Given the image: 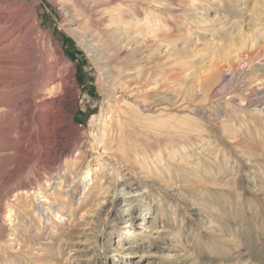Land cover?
<instances>
[{
	"label": "rangeland",
	"instance_id": "1",
	"mask_svg": "<svg viewBox=\"0 0 264 264\" xmlns=\"http://www.w3.org/2000/svg\"><path fill=\"white\" fill-rule=\"evenodd\" d=\"M164 7L177 30L161 25ZM263 10L264 0H0V264H264V49L191 97L169 78L207 60L188 62L194 44L228 48ZM136 23L174 33L173 44Z\"/></svg>",
	"mask_w": 264,
	"mask_h": 264
},
{
	"label": "bare ground",
	"instance_id": "2",
	"mask_svg": "<svg viewBox=\"0 0 264 264\" xmlns=\"http://www.w3.org/2000/svg\"><path fill=\"white\" fill-rule=\"evenodd\" d=\"M178 1V0H175ZM182 2H185L186 0H179ZM172 3V2H171ZM255 7V6H254ZM256 8V7H255ZM258 9V8H257ZM256 10V9H254ZM262 10V9H261ZM261 12V13H260ZM258 13V15H256V20H257V28L254 29L255 31H251V32H243L242 29L239 30L238 32L240 33L239 37L237 38V40H235L236 42L230 41L229 45L230 47L227 48L226 44L223 45L222 47H215L212 44H205L204 45H199V44H194L189 52H188V62H194L195 59L201 61V58H206V61H202L201 64L199 63V65H195L189 68H185L182 69V72H174L172 73L169 78H180L183 83H184V87H185V94L186 96H194V93H196V90L199 89L200 92H203L204 90L202 89L203 85H208L210 83H215L217 82L222 73L223 70L229 71L231 72V77H235L236 73L238 72L237 67L239 65L240 62H245L247 64V66H249L253 60V57L255 54H257L259 51V48L264 49V45L260 44V36H262L261 34L264 35V31H262V29L264 30V10L260 11ZM161 13H162V19H161V25L163 27H167V26H171L172 30H175L178 26L182 25L181 23V17L178 16L177 14H175L173 11H170L169 7H164L163 9H161ZM257 13V12H256ZM193 16V15H192ZM121 17L120 16V21L113 19V20H108V22L105 24V19H103L101 21L102 24L104 25L105 28V32H109V27L111 26V24H121L124 23L125 20L121 21ZM191 17V16H190ZM192 18V17H191ZM254 18V19H255ZM123 19V17H122ZM215 19V18H214ZM111 21V22H110ZM256 22V21H255ZM100 23V24H101ZM217 23V22H216ZM127 24V23H126ZM125 24V25H126ZM184 24V23H183ZM197 24V23H196ZM88 25V24H87ZM85 23V26H87ZM194 25V24H193ZM202 25V24H200ZM255 25V26H256ZM128 26V25H127ZM137 28V32L139 28H143L142 31H144L145 27L142 26L141 24L136 23L134 25ZM197 26V25H196ZM185 27V26H184ZM190 27V26H188ZM217 27V26H216ZM86 28V27H85ZM195 28V27H194ZM88 30V28H86ZM123 31L126 33V26H124ZM188 29V28H187ZM201 29V28H199ZM214 29V28H213ZM221 29V28H220ZM141 30V29H140ZM177 30V29H176ZM205 30V29H204ZM215 30V29H214ZM141 31V32H142ZM155 31H158L157 29H155ZM154 31V29H151L150 31H144V32H149L152 36V39L154 40L155 43H159L161 41V39L166 38H171V36L174 37V33L167 35L166 32H162V33H156ZM80 32V31H79ZM86 31L82 32L79 37L83 38V39H87L86 37L89 36L88 40H91L94 36V33H85ZM133 31H129L127 32V34H131L133 33ZM205 32V31H204ZM243 32V33H242ZM180 33V32H179ZM189 33L186 32V34ZM185 34V35H186ZM133 35V34H132ZM140 35V34H139ZM177 35V34H176ZM236 35V34H235ZM138 37V36H137ZM190 37V36H189ZM184 38V37H183ZM263 38V36H262ZM172 39V38H171ZM170 40V39H169ZM86 41V40H85ZM93 41V40H92ZM174 41V40H173ZM168 42V41H167ZM166 42V43H167ZM164 43V42H163ZM172 43V41L168 42ZM199 43V42H198ZM208 43V42H207ZM235 43V44H234ZM263 43V42H262ZM162 44V43H161ZM173 44V43H172ZM235 45H237L236 47H234ZM172 47V46H171ZM174 48V47H173ZM214 49V50H212ZM172 50V48H167L168 53ZM178 61V60H177ZM187 61V60H186ZM176 64V63H175ZM197 64V63H196ZM172 66V65H171ZM154 68L155 65H153L152 67L148 68L147 70H140V69H134L132 71H130L127 76L125 77V84H124V88L126 87H130L132 84L130 83L131 81L133 83H142L144 82V80H148L151 76L152 73L154 72ZM143 69V68H142ZM170 69V68H169ZM173 70V69H172ZM189 70V71H188ZM60 72V71H59ZM60 74V73H59ZM170 74V73H169ZM58 75V74H57ZM120 80V79H119ZM118 80V81H119ZM164 80L165 78H163L161 80V82L159 84H153L151 87L147 88V90L149 89H157L158 87H163L164 86ZM58 83L57 80L53 81V84H51V86H49V88H53L54 85H56ZM129 83V84H128ZM123 84V83H122ZM135 85V84H134ZM119 87V86H118ZM264 89V88H263ZM45 90V89H44ZM46 90H49L48 88ZM51 92V91H50ZM126 92V91H125ZM43 93V92H42ZM49 93V92H48ZM47 93V94H48ZM254 94H257V92H254ZM43 95H39L40 98L43 101V107H46L49 111V113H52V106L55 107L57 109V111H59L58 109L61 106V100H57L56 98H43ZM158 95V94H157ZM50 96H52V94H50ZM156 96V95H155ZM160 96V95H159ZM255 96V95H254ZM16 97V96H15ZM55 97V96H54ZM23 98V97H22ZM260 98V97H259ZM61 99V98H60ZM123 99V98H122ZM157 99V97H156ZM242 99V98H240ZM245 98H243L242 100H244ZM21 100V99H20ZM40 100V99H39ZM38 100V101H39ZM41 100V101H42ZM14 102H17V100H15ZM37 102V101H35ZM242 102V101H240ZM66 103V102H65ZM244 103V102H242ZM37 104V103H36ZM124 104V103H123ZM128 104V103H127ZM245 104V103H244ZM145 106V105H144ZM262 106V105H261ZM39 107V106H38ZM137 107V106H136ZM40 108V107H39ZM143 108V107H142ZM138 109V107H137ZM255 109V107L253 108ZM259 109V108H257ZM38 110V109H37ZM36 110V111H37ZM42 110V109H41ZM46 110V109H44ZM139 110V109H138ZM139 112V111H138ZM35 113V112H33ZM54 113V112H53ZM112 113V112H111ZM261 113V112H260ZM264 113V112H263ZM110 114V113H109ZM44 115H47L46 113ZM49 116V115H48ZM43 118L45 119V117L43 116ZM47 118V116H46ZM50 118V117H49ZM47 121V120H46ZM40 122V121H39ZM36 124H38V122H36ZM90 124L94 125L96 124V118L94 116L91 117L90 119ZM43 125V124H42ZM38 126V125H37ZM91 126V125H90ZM95 126V125H94ZM97 126V125H96ZM39 127V126H38ZM104 127V126H103ZM24 128V127H23ZM30 128V127H29ZM95 128V127H94ZM42 129V128H41ZM45 129V128H44ZM91 130V128H90ZM97 130V129H96ZM102 130V129H101ZM94 131V130H92ZM47 132V130H46ZM104 132V131H103ZM94 135V134H93ZM49 136V135H48ZM106 139V138H105ZM49 140V139H48ZM56 141V140H55ZM54 141V142H55ZM67 144V143H66ZM48 145V144H47ZM60 145V144H59ZM56 148V147H55ZM67 151L66 147H60L59 150L57 151L58 155L57 157L63 155L65 152ZM84 152V151H83ZM79 154V151L77 152ZM56 154V153H55ZM76 155V153H75ZM84 155V154H83ZM80 156V155H79ZM86 156V155H85ZM83 157V156H81ZM74 158V157H73ZM76 158V157H75ZM85 158V157H84ZM80 159V158H79ZM78 160V159H76ZM83 160V158H82ZM114 161V160H113ZM110 162V161H109ZM83 163V162H82ZM112 164V163H110ZM112 170L110 171V175L112 178L116 179L120 176L118 169H116L113 165H112ZM95 173V168L93 166L90 165L89 162H87L84 166V170L83 173L81 175L80 178V185L83 187L82 190H88L90 185L93 184L92 180H93V175ZM96 178V177H95ZM100 183V182H99ZM87 188V189H86ZM113 188H116V185H113ZM39 192L35 191L33 194V198L34 199H39L41 196L38 195ZM76 202V201H75ZM78 202V201H77ZM42 204V203H41ZM8 219L11 218V215L8 214L7 216Z\"/></svg>",
	"mask_w": 264,
	"mask_h": 264
}]
</instances>
